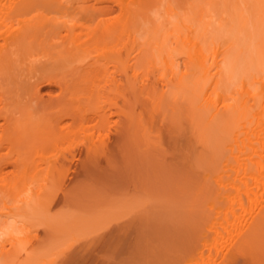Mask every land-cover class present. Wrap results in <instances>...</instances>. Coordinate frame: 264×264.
Wrapping results in <instances>:
<instances>
[{
    "label": "bare ground",
    "instance_id": "1",
    "mask_svg": "<svg viewBox=\"0 0 264 264\" xmlns=\"http://www.w3.org/2000/svg\"><path fill=\"white\" fill-rule=\"evenodd\" d=\"M173 1L0 0L1 264H20L24 219L57 193L154 176L160 196L170 180L205 206L190 232L182 218L185 254L162 262L230 246L216 264H264V0H182L187 15Z\"/></svg>",
    "mask_w": 264,
    "mask_h": 264
},
{
    "label": "rangeland",
    "instance_id": "2",
    "mask_svg": "<svg viewBox=\"0 0 264 264\" xmlns=\"http://www.w3.org/2000/svg\"><path fill=\"white\" fill-rule=\"evenodd\" d=\"M180 1L181 2L176 1L177 2L176 4H178V2H179V4H178L179 6L180 5L183 6V4L185 2H187L186 0H184L185 1L184 3L182 2V0H180ZM188 1L191 2L192 0L191 1L188 0ZM173 2L175 3V1H173ZM158 4L159 3H157V5ZM185 4H184L185 6H183V7L180 6V8H181V10H183V8H184V10L181 12H184V14L186 13V15H187L189 12L188 8H190V7H189L188 3H185ZM154 5L151 8L154 9V10L152 9L153 11H156L155 9H156L157 5H155V6ZM159 5H161V4H159ZM176 7H177V9L179 8L177 5H176ZM163 8L164 7L162 6V9ZM157 9H158V12L162 11L159 8H157ZM185 10H188V12H186ZM179 11H180V9H179ZM158 12H156V17L159 19L160 16L158 15ZM152 13H154V12H152ZM168 14H169V12H168ZM165 16L169 17V15L167 16V13H166L165 15H163L162 19H164ZM171 16H172V13L170 14V17ZM166 19H168V18H166ZM176 19H172V20H174V22H175ZM160 20H161V17H160ZM160 20H157V21L160 22ZM167 21L169 22V25L171 27L172 23L170 24V21L166 20V22ZM169 25H168V27H169ZM52 90H53V88L49 87V86H42L41 87V93H46V92L52 91ZM197 133H198V128H197ZM197 136H198V134H197ZM197 143H198L197 144V160H198L201 157V155L203 158L204 157L203 155L205 153L201 148V143H199V142H197ZM198 145H200V146H198ZM201 152H203V154H201ZM199 165L197 164V167H198L197 171L201 172ZM111 175L112 174L110 173V176ZM155 177L156 176H154V178ZM148 178H149L148 180H147V178L143 180V182H142L143 185L141 186V188L137 187L136 191L134 190L132 185H130V184L126 185L127 181L126 182L123 181V183L120 182V181H122V179L120 180L119 177L115 181L116 182H117V180H120V181H118V183L114 184L115 186L114 185L111 186V182L109 181L110 184L108 182L107 185L109 184L110 186L107 187V185H105L106 186V188H105V186L103 185V190L105 188V190H106L105 195L107 196V198L106 197H104V198L107 200H103L104 198L102 197V196H104L103 193L105 190L104 191L101 190L102 193L99 194L100 188H97L99 184L97 186L95 185L97 188L95 190L93 189L94 188L93 186H92L93 188H90V189H87L85 187L84 190H86L87 196H86V194H84V197H83L82 196L83 194H81V195L79 194L81 198L79 196L77 198L76 195H74L76 197V199H78L79 201L75 200V197L73 196L74 199H70V200L67 199V202H68L67 203L65 198L63 199L64 195L61 196L60 193H57L58 194V195L56 194L57 198L52 197V199L54 198L53 201L51 200L50 202H48V204L46 203V205H45L46 207L42 206L44 209H42V207H41L42 213L39 210L36 215H34V216L28 215L24 219V220H26L27 224L25 223L26 228H23V230L24 229L26 230V232L24 231L25 232L24 238L25 237L26 238L23 240V241H25L24 242L25 245L23 248L25 251H23L24 253L22 252L23 253L22 259L27 258V256H29V255L31 256V253L33 250L34 254L32 253V255H33L34 260L31 259L32 262L29 260L25 261L26 259L22 260L21 259L22 256H21L20 257L21 261H18V262L20 264L21 263L27 264L28 262H29V264L30 263H33V264H161L162 260L164 262H166V260H168V259L170 260V257L172 259V258H175V257L177 258V257L184 255L185 254L184 247L188 246V244H189V241H186L184 239L185 236L187 235L185 230L190 232V229L188 230L189 226L194 222V220H197V218H198L197 214L198 213L200 214L199 211L201 210V207L205 208V206L204 205L201 206L200 204H199L200 206L197 205L196 201H194V200H187L186 199V200H182V203L178 202L181 200H178V199H177L178 201L175 200L174 196H173V192H172V190H174V189H172L174 187V183L171 184L170 180H167L168 183L166 184L167 181L165 180V184H164V180H163V185L169 186V189H170V185H171V189L168 192H170L172 196L170 195L171 198L169 201V200H167L166 197H164V196H166V195H164L165 194L164 191L161 193V194H163V193L164 194L160 196V192H161L160 190H159V193L157 194V192L155 190L153 191L150 188L151 186H152V188H154L156 185L161 184L160 183L161 181L160 180L154 181L155 180L154 178H153V181H151L152 178L151 179H150V177H148ZM159 178H161V177H159ZM112 179L113 178H111V181H112ZM105 180H107V179L104 178V181ZM149 180H150L151 184L149 183ZM113 183H115V182L113 181ZM130 186H132V187H130ZM144 186H145V188L143 189ZM159 186H161V185H159ZM181 186H183V185H181ZM88 187H90V186H88ZM107 188H109V189H107ZM124 188H126V189H124ZM158 188H157V191H158ZM197 188H199L198 185H197ZM165 189L163 188V190H165ZM108 190H109V192H108ZM94 191H95V193H94ZM153 192H155V194H157V195H155V197H154ZM186 192L188 195V191H186ZM193 192L196 193L197 190L193 191ZM193 192L191 190L190 194ZM82 193H85V192L83 191ZM108 194L110 196H108ZM58 198L60 200H63V201L59 202L60 200H58ZM136 198H137V200H136ZM165 198H166V200H165ZM134 199L136 201H134ZM168 199H169V197H168ZM90 201H91V203H90ZM150 201H152L151 202L152 204L150 203ZM81 202H82V204H81ZM102 202H104V203H102ZM185 202L188 203L189 205L185 204ZM190 202H193V205L196 204L197 206L196 205L191 206ZM157 203H158V206H157ZM115 204H117V205H115ZM121 205L123 206V210H122ZM119 206H121V211L119 210L120 209ZM198 206L200 208H198ZM128 207H129V210H128ZM96 208L99 209L100 212H97L99 210H97ZM110 209L112 210L113 215H112V212L110 211ZM105 211L106 212L108 211L109 214L111 212V215L107 216L108 218H106V212ZM82 212H84V215ZM43 213H44V215H42ZM97 213H99L101 217L102 216L105 217V219H103L99 216L102 221L99 220ZM77 214H79V215H77ZM109 214H107V215H109ZM199 214H198V216H199ZM42 216L44 218H42ZM45 216L47 217V219L45 218ZM117 216H118V218H117ZM58 217L61 220H59ZM87 218H89V219H87ZM182 218L185 220V222L188 221L187 222L188 226L185 224H182V223H184ZM33 219L35 221H33ZM49 219L51 220L52 223H50ZM64 219H66V222L64 221ZM90 219H92V221ZM95 219H98L99 222H96L97 220H95ZM44 220H46V221H44ZM84 220H85V222H84ZM87 220H88V222H87ZM65 225H67V227H65ZM76 225H78L79 228H77ZM184 225L187 227V228H185V230H184V227H185ZM37 226H39V227H37ZM53 227H55V228L53 229ZM57 227L59 229H57ZM69 227L72 230L69 229ZM81 227L84 229H81ZM180 227H182V229ZM189 232H187V233L189 234ZM61 235H63V236H61ZM165 236L168 237L169 238L168 241L169 240L170 241L168 242L169 244L164 243L166 245H164L162 243V245H163L162 246L160 243V240L165 239L166 238ZM172 236H174V238H172ZM172 239H173V245H171ZM175 239L177 240V242ZM27 241H28V244H27ZM47 243H53L54 246L51 244H49V246H48V245H46ZM155 243L157 244L156 246L154 245ZM175 243L177 246L175 245ZM179 243H180V245H179ZM44 245L48 248L45 249L46 247ZM180 247L182 249H180ZM261 248H264V247H261ZM154 249L156 251H154ZM28 250L30 251V253ZM233 250H234L233 247L226 246L219 253H215V254L210 253V254H213V255H210L209 252L205 249L204 252L206 253L205 254L206 257H208V255H210L211 257H208L207 258L208 260L206 261V263H203V264H216L215 261H216L217 257L223 256L224 253L232 254ZM169 251H171V252H169ZM35 252H37L38 257L35 256V254H36ZM63 257H66V258H63ZM159 257L161 260L159 259ZM29 259H30V257H29ZM157 259H158V261L160 260L161 262L160 261L158 262ZM164 262H162V263L166 264ZM178 263L181 264V262H178ZM6 264H8V263H6Z\"/></svg>",
    "mask_w": 264,
    "mask_h": 264
}]
</instances>
